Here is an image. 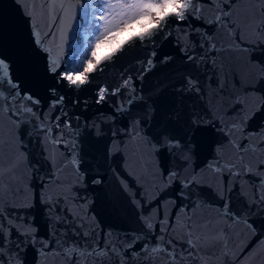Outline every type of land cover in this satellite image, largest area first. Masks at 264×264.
<instances>
[{"label": "water", "instance_id": "1", "mask_svg": "<svg viewBox=\"0 0 264 264\" xmlns=\"http://www.w3.org/2000/svg\"><path fill=\"white\" fill-rule=\"evenodd\" d=\"M44 3L46 0H0V57L9 61L12 78L19 82L21 94L26 92L39 101L29 106L41 119L51 117L44 121L45 126L54 125L57 116L61 125L69 119L72 125L53 128L54 135L63 133L67 146L54 145L47 139L48 133L41 130L36 116L24 114L20 117L23 122L17 125L15 118L0 113V151L5 165L12 159L21 162L16 173L18 183L13 186L19 195L9 194L0 207L6 208L5 216L10 213L14 219L19 217L17 226L36 229L34 241L31 236L19 237L13 229L12 240L15 244L19 238L23 264H64L63 258L54 254L57 240H63L61 234L67 233L72 239H79L83 246L84 232H95V240L101 246L108 243L124 247L126 242L133 243V249L128 250L131 261L132 252H139L144 243L149 244V249L158 243L164 235L160 229L165 216L173 224H177V214L181 220L186 218L180 212L181 207L196 220H211L217 227H225L220 215L225 202L230 203L242 222L229 221L227 250L217 245L202 251L197 264H264V245L260 243L264 241V209L252 201L253 188L259 187L257 176L242 174L235 178L229 176L227 169L214 172L209 167L217 160L227 162L237 156V150L221 130L220 116L224 112L228 113L224 120L229 126L235 120L244 130L243 136L234 133L236 140L245 143L264 140L260 135L264 131V79H261L264 36L249 35L241 50L213 53L202 61V36L191 29L207 32L209 38H215L218 47L221 44L229 47L224 33L208 23L215 9L205 0L204 19L189 17L185 22H176L170 18L166 32L146 44L137 41L127 46L103 71L94 73L88 84L76 89L67 82L58 83L57 77L48 72L49 53L35 43L26 13L36 5L33 15L43 47L50 49L53 57H65L66 63L82 50L83 30L91 10L79 11L69 24L68 16L57 9L58 14L64 15V22L52 25L50 17L41 14L40 5ZM248 6L249 0H241L240 11L244 12ZM182 31H190L195 48L188 45ZM62 32L66 34L64 39ZM185 47L194 59H188L182 51ZM149 57L153 58L154 66L144 72ZM225 75L227 86L221 93ZM129 76L133 78L135 93L121 89L119 95H111V90ZM189 79L196 82V87L189 85ZM101 86L107 87L109 94L105 101L97 103ZM132 95L135 100L129 105ZM61 96L63 103L53 109V102ZM136 121L140 122L136 127L142 132L134 141L132 128ZM165 138L179 141L181 148L170 150ZM146 139L159 141L155 150ZM73 155L78 156L79 173L71 162ZM259 155L257 150L255 156ZM245 159H252L255 171L253 154ZM56 169H59L58 184L49 179ZM173 170L178 171L181 179L170 185L161 183L160 173L167 176ZM193 175L196 181L183 188L182 179L191 180ZM250 180L255 183H247ZM148 221L154 225L153 229L147 227ZM4 225L8 226L7 220ZM77 231L80 236L75 235ZM168 235L180 239L171 230ZM72 239L68 240L69 244ZM43 241H49L50 247L41 251ZM88 243L95 241L89 239ZM15 254L14 250L12 255ZM135 264L152 262L141 254ZM156 264H165L163 257Z\"/></svg>", "mask_w": 264, "mask_h": 264}, {"label": "snow or ice", "instance_id": "2", "mask_svg": "<svg viewBox=\"0 0 264 264\" xmlns=\"http://www.w3.org/2000/svg\"><path fill=\"white\" fill-rule=\"evenodd\" d=\"M19 2V0H18ZM205 0H46V3L41 4V14H46L50 17L52 25H55L57 21L61 24L64 22V15H60L57 12L68 16L69 24L72 23L78 16L79 11L91 10L92 18L87 20L90 35L84 37L85 44L82 50L78 53V57H72L70 60L57 55L53 57L50 54V49L43 47V40L40 32L37 30L35 23L36 5L33 4L32 11L26 13L29 16L31 25L33 28V38L35 43L42 48L43 51L49 53L48 57V72L57 77V82H67L69 86L80 89L83 85L88 84L93 74L98 71H103L106 64L120 53L129 45H133L135 42L140 44H146L153 41L154 37L166 32L167 25L170 18H175L176 22H185L192 17L195 20L204 19L202 13L204 12ZM210 8L215 9L213 19L208 23L216 26L217 32H223L228 38L229 47L220 45L218 47L215 38H209L207 32L201 33L200 29H191L195 33L202 36V42L200 47L204 49V53L201 56V60H205L210 54L220 52H232L241 50L246 38L249 35L264 36V0H249V6L244 12L240 11L239 5L241 0H207ZM85 4L88 8H85ZM171 6L172 10L167 9ZM150 25V26H149ZM139 28L140 31L136 32L135 29ZM125 31L133 32L123 43L112 51L97 58L98 49L111 42L116 35L124 33ZM190 31H182L184 39L188 45L195 48L196 45L192 41ZM171 33H168L170 35ZM62 39L66 38L64 32L61 33ZM90 42V43H89ZM187 47V45H186ZM186 47L182 49L185 51V55H188ZM63 49V44L61 45ZM155 56V52L152 53V57ZM149 57L147 60V67L142 71L147 72L154 66L153 58ZM188 59H194L193 56L188 55ZM213 66L216 61L213 59ZM63 65V66H62ZM223 73V68H221ZM261 72L264 73V67L261 68ZM132 77L129 76L123 79L122 84L111 90V95L116 96L121 93V89H130L135 93V88L132 85ZM264 79V76L261 77ZM190 86L196 87V82L189 79ZM7 84V88H5ZM226 75L225 83L221 85V93H223L226 87ZM199 91V89L197 88ZM55 94V88L52 89ZM109 89L105 86H101L97 92V103L105 101ZM135 100V96L132 95L128 104L131 105ZM64 97H59L54 101L52 108L55 109L57 104H62ZM27 102V103H26ZM38 100H34L33 96L24 93L21 94V87L18 81L13 80L11 65L9 61L0 57V113L7 114L10 118H15L17 125L22 123L20 117L24 114L29 116H36V119L40 121V128L42 131L48 133L47 139L54 145H59L64 142L63 133L59 135L53 134V128H71V121L65 120L61 125V118L57 116L55 118V124H48L45 126L44 121L50 120V116H45L41 119L36 115L33 107L29 104H38ZM19 104V107L17 105ZM121 110H124V105L121 103ZM228 113L224 112L220 116V122L223 125L222 131L229 137V143L237 150V156L234 160L222 162L217 160L215 164H210L214 172H223L227 169L229 176L240 178L245 176H257L259 187L253 188L252 201L257 207L264 209V140H260L258 143H247L242 140H236L234 133L240 132L243 136L244 130L240 127V124L233 120L231 126L224 120V117ZM140 122L136 121L132 128L133 140L135 141L137 136H140L142 129H138L136 125ZM193 123H196L194 121ZM264 136V131L260 133ZM247 140V137H244ZM146 143L152 145L153 150L156 149V143L145 140ZM165 142L169 149L181 148L179 141H174L170 138H165ZM2 145V142H0ZM65 146L66 143H65ZM257 150L260 151L259 156H255ZM219 151V149H218ZM253 154V158L256 160L255 171L252 159L246 160L245 157L248 154ZM25 159H27L25 157ZM72 164L79 173V160L77 155L72 156ZM187 162V157L185 158ZM20 161L18 159H12L5 165L3 153L0 151V203L4 201V198L9 194L19 195V190L13 191L14 184H17L16 179L17 170L20 167ZM30 167V165H29ZM59 169H56L53 175L49 178L51 183H60ZM258 174V175H257ZM155 174H153V180H155ZM82 180L83 177L81 176ZM181 179L178 171H169L167 176L160 173L159 180L161 183L170 185L173 181ZM196 176L193 175L191 180L187 177L182 179L183 188L189 187V185L196 181ZM100 181H96L99 183ZM247 183H255L254 181H247ZM127 187V185H125ZM71 191V188H69ZM57 203H59V197H57ZM139 203V202H138ZM6 208L0 207V264H23V261L19 256L20 242L19 238L14 244L12 240L13 229L19 234V237H32L34 241L35 228H24L22 225L17 226L16 219L9 213L5 216ZM181 213H184L185 219L181 220L179 214H177V224L170 222L168 216H165L164 221L161 224V235L158 243L149 249V244L144 243L139 252L133 251L131 261L128 258V250L133 249V243L126 242L124 247L116 244L104 243L101 246V242L95 240L96 233L84 232V244L81 246L79 239H72L67 233L61 234L63 240H57V249L54 254L63 258L64 264H135L140 258L141 254L144 257L156 264V260L163 257L165 264H197V259L202 251L207 252L209 249L222 245L225 250L228 248L227 237V225L229 221L232 223L242 222L240 218L232 211L229 202H225L220 215L224 218L225 227H217L211 220L201 222L196 220L194 216H189L187 210L184 207L180 209ZM146 221L148 218H145ZM7 220L8 226L5 227L4 221ZM247 223L246 220L243 221ZM83 226L82 224L80 225ZM147 227L153 229L154 225L148 221ZM251 227V225H249ZM169 230L179 235L180 239H176V235H168ZM76 236H80L77 231ZM165 237H167V243H165ZM72 239V243L69 244L68 240ZM93 239L95 243L89 244L88 240ZM140 238L137 237V240ZM264 245V241L260 242ZM186 245V247H185ZM177 246H179V253H177ZM50 247L49 241H43L41 245V251ZM16 251L13 256L12 252ZM243 249H241V252ZM255 251V249L253 250ZM7 255V259L5 258ZM227 256V251H225ZM240 257L237 256L238 260ZM246 259V258H245Z\"/></svg>", "mask_w": 264, "mask_h": 264}, {"label": "rangeland", "instance_id": "3", "mask_svg": "<svg viewBox=\"0 0 264 264\" xmlns=\"http://www.w3.org/2000/svg\"><path fill=\"white\" fill-rule=\"evenodd\" d=\"M91 14V13H90ZM90 17V16H89ZM139 30V28H136L135 31ZM87 31V30H86ZM86 31H84L83 33H87ZM132 32H128V31H125L124 33H121V34H118L115 36V38L113 40H111L110 43L108 44H105L103 46H101L98 51H97V58L99 56H101L102 54H104L105 52L107 51H110L112 50L115 46H117L125 37H127L129 34H131ZM84 34V36H85ZM91 34V32H90ZM89 34V35H90ZM85 43V41H84Z\"/></svg>", "mask_w": 264, "mask_h": 264}, {"label": "trees", "instance_id": "4", "mask_svg": "<svg viewBox=\"0 0 264 264\" xmlns=\"http://www.w3.org/2000/svg\"><path fill=\"white\" fill-rule=\"evenodd\" d=\"M91 18H92V13L90 14L89 20H90ZM86 30H87V31H86ZM84 31L87 32L86 34L84 33L85 36L90 34V30H89V26H88V24H87V26L84 28L83 32H84ZM85 36H84V37H85ZM89 43H90V42H89ZM84 44H85V43H84ZM77 57H78V56H77Z\"/></svg>", "mask_w": 264, "mask_h": 264}, {"label": "clouds", "instance_id": "5", "mask_svg": "<svg viewBox=\"0 0 264 264\" xmlns=\"http://www.w3.org/2000/svg\"><path fill=\"white\" fill-rule=\"evenodd\" d=\"M167 10H168V11H171V10H172L171 6H170Z\"/></svg>", "mask_w": 264, "mask_h": 264}]
</instances>
